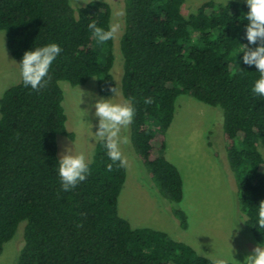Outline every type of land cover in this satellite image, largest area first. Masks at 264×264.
<instances>
[{
  "label": "trees",
  "instance_id": "obj_1",
  "mask_svg": "<svg viewBox=\"0 0 264 264\" xmlns=\"http://www.w3.org/2000/svg\"><path fill=\"white\" fill-rule=\"evenodd\" d=\"M185 2L124 0L121 93L135 106L130 143L157 195L172 205V217L185 230L186 214L176 207L183 180L163 155L165 133L180 96L221 109L224 155L238 206L260 244L264 229L256 212L264 201L259 150L264 149V99L251 94L255 66L240 62L243 54L237 52L238 65L233 55L248 45L247 7L238 0H209L185 16ZM110 18L109 4L97 0L75 10L69 0H0V31L17 63L32 47L55 42L63 49L41 91L25 88L19 75L0 97V255L23 223L13 264H218L163 231L132 228L119 216L126 166L114 164L109 171L112 162L101 141L86 180L72 191L61 190L56 139H73V134L66 131L59 83L78 87L96 78L98 93L112 95L113 40L100 44L87 28L95 21L107 29Z\"/></svg>",
  "mask_w": 264,
  "mask_h": 264
},
{
  "label": "rangeland",
  "instance_id": "obj_2",
  "mask_svg": "<svg viewBox=\"0 0 264 264\" xmlns=\"http://www.w3.org/2000/svg\"><path fill=\"white\" fill-rule=\"evenodd\" d=\"M93 0H69L72 9ZM111 8L110 26L117 32L113 40L114 62L111 75L119 95L116 102H123L121 93L122 56L120 39L123 31L124 0H97ZM186 0L183 15L195 11L202 2ZM225 4L230 0H212ZM244 2V0H238ZM245 3V2H244ZM5 44V32L0 31V97L10 86L19 81V68ZM63 91L62 106L67 116L66 131L73 139L57 136V156L65 149L83 153L88 162L93 158L99 140L95 136L98 120L93 105L99 98L110 99L97 91L96 78L84 86L73 87L60 82ZM222 111L203 104L191 96L177 98L174 120L166 131L164 156L174 164L183 180V199L176 205L184 211L187 228H179L172 217V205L162 200L152 186L146 172L134 154L131 143L122 144L126 159V179L118 197V214L132 228H151L165 232L170 238L190 245L197 253L220 264H242L244 258L258 245L244 224L245 216L237 202V190L225 155L222 130ZM130 141V131H122ZM264 157V149L259 147ZM240 224L234 228L236 217ZM23 223L12 240L7 242L0 255V264H13L22 245Z\"/></svg>",
  "mask_w": 264,
  "mask_h": 264
},
{
  "label": "clouds",
  "instance_id": "obj_3",
  "mask_svg": "<svg viewBox=\"0 0 264 264\" xmlns=\"http://www.w3.org/2000/svg\"><path fill=\"white\" fill-rule=\"evenodd\" d=\"M247 12L244 13L246 24L243 27L244 38L248 45L238 47L233 53L236 56L242 53V62L248 66H255L258 78L254 80L251 87V94L254 97L264 99V0H244ZM89 32L96 41L104 44L114 39L117 28L109 26L107 29L97 25L95 21H90L87 25ZM63 49L55 42H50L43 46L32 47L23 54L19 63V74L25 88L39 92L51 80L50 70L54 61L62 53ZM239 65V63H238ZM113 98H99L93 105L94 115L98 120L95 136L102 142L106 150L108 159L112 162L107 165L110 171L113 165L118 167L126 166V159L122 155L121 145L130 143L122 131H127L133 123L135 116V106L132 98L123 102H116L114 97L119 95L116 88L110 89ZM146 104L152 103L151 98H146ZM56 170L61 190L64 192L74 190L81 182L85 181L90 174V166L83 153L73 152L72 149L65 148L56 162ZM258 227L264 229V201H261L256 212ZM239 215L236 217L234 228L240 224ZM242 264H264V242L258 244L252 252L247 255Z\"/></svg>",
  "mask_w": 264,
  "mask_h": 264
}]
</instances>
